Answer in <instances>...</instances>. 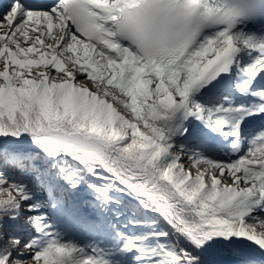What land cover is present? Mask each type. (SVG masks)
Masks as SVG:
<instances>
[{"label":"snow or ice","instance_id":"6c2138e0","mask_svg":"<svg viewBox=\"0 0 264 264\" xmlns=\"http://www.w3.org/2000/svg\"><path fill=\"white\" fill-rule=\"evenodd\" d=\"M0 264H264V0H0Z\"/></svg>","mask_w":264,"mask_h":264},{"label":"clouds","instance_id":"9594fccd","mask_svg":"<svg viewBox=\"0 0 264 264\" xmlns=\"http://www.w3.org/2000/svg\"><path fill=\"white\" fill-rule=\"evenodd\" d=\"M198 11V10H197Z\"/></svg>","mask_w":264,"mask_h":264}]
</instances>
